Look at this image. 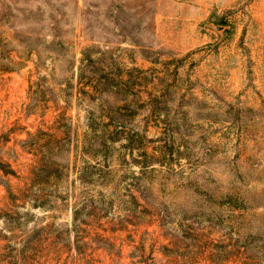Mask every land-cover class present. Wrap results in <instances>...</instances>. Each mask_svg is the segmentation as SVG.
<instances>
[{"label": "rangeland", "instance_id": "374dc122", "mask_svg": "<svg viewBox=\"0 0 264 264\" xmlns=\"http://www.w3.org/2000/svg\"><path fill=\"white\" fill-rule=\"evenodd\" d=\"M0 264H264V0H0Z\"/></svg>", "mask_w": 264, "mask_h": 264}]
</instances>
